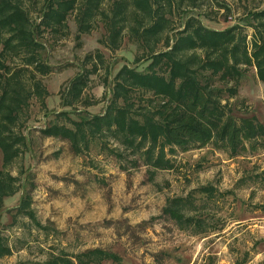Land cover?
Here are the masks:
<instances>
[{
	"label": "trees",
	"instance_id": "trees-1",
	"mask_svg": "<svg viewBox=\"0 0 264 264\" xmlns=\"http://www.w3.org/2000/svg\"><path fill=\"white\" fill-rule=\"evenodd\" d=\"M204 1L110 0L105 8L106 0H0V212L4 200L20 191L23 172L13 175L11 169L27 148L32 104L44 116L50 114L43 79L54 69L43 57L42 40L67 39L70 18L78 47L83 36L101 25L99 43L110 54L119 51L125 39L137 47L134 66L115 71L101 50L87 53L59 89L61 110L39 130L42 136L67 143L74 156L96 148L122 170L124 162L133 169L145 167L151 181L157 172L175 169L173 159L179 152L210 148L229 158L264 152V120L237 115L232 104L249 69L264 83V8L249 13L243 26L216 30L203 25L199 15L208 19L205 14L191 13ZM100 73L110 96L104 111L94 115L87 109L99 101L86 98V93ZM196 193L210 200L216 190L203 186L184 197L168 198L162 214L179 230L202 235L212 228L199 214ZM32 204L31 194L25 193L11 225L21 217L46 230ZM10 255L12 246L0 232V259ZM105 262L120 264L121 259L93 248L76 254L52 252L44 262L32 264Z\"/></svg>",
	"mask_w": 264,
	"mask_h": 264
},
{
	"label": "rangeland",
	"instance_id": "rangeland-1",
	"mask_svg": "<svg viewBox=\"0 0 264 264\" xmlns=\"http://www.w3.org/2000/svg\"><path fill=\"white\" fill-rule=\"evenodd\" d=\"M262 8L264 0H205L199 11L191 13L205 14L208 19L199 18L207 28L223 30L243 26L249 13ZM69 27L67 39L55 43L46 36L42 40L43 57L54 69L43 79L50 114L44 116L35 103L31 106L27 148L11 169L13 175L23 172L20 191L4 200L0 212V232L12 246V255L0 259V264L40 263L52 252L76 254L93 248L118 255L120 264H264V152L237 158L210 148L179 152L173 159L175 169L157 172L151 181L145 167L133 169L124 162L126 170H122L114 158L96 148L88 155L74 156L67 143L41 135L39 130L52 120L51 114L61 110L59 89L74 76L87 53L101 50L115 71L134 66L137 47L127 39L110 54L99 43L101 25L83 36L79 47L72 18ZM100 75L93 77L86 93V98L99 101L87 109L94 115L104 111L110 96ZM232 104L237 115L264 120V83L253 69L244 74ZM1 164L0 152V169ZM203 186L216 190L210 200L195 194L199 214L212 231L192 235L179 230L162 209L168 198L184 197ZM27 192L46 230L21 217L11 225L15 208Z\"/></svg>",
	"mask_w": 264,
	"mask_h": 264
}]
</instances>
